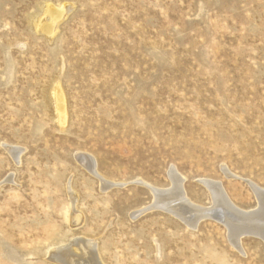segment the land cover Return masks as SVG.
Here are the masks:
<instances>
[{"label": "rangeland", "instance_id": "374dc122", "mask_svg": "<svg viewBox=\"0 0 264 264\" xmlns=\"http://www.w3.org/2000/svg\"><path fill=\"white\" fill-rule=\"evenodd\" d=\"M208 183L261 207L264 0H0V264H264Z\"/></svg>", "mask_w": 264, "mask_h": 264}, {"label": "bare ground", "instance_id": "6f19581e", "mask_svg": "<svg viewBox=\"0 0 264 264\" xmlns=\"http://www.w3.org/2000/svg\"><path fill=\"white\" fill-rule=\"evenodd\" d=\"M54 9V8H53ZM57 12H60V11H57ZM51 15H52V21L54 24H56V22L58 21V19H60L61 17V12L60 14L59 13H53L51 12ZM58 24V23H57ZM53 28V26H52ZM51 29V28H50ZM48 30V29H46ZM60 96V95H59ZM59 98V97H58ZM61 106V105H60ZM62 107V106H61ZM63 109V108H61ZM63 118V117H62ZM8 150L11 152V154H13V157H15L14 159H17L18 160V157L21 155V152L22 151H17V148H13V147H8ZM88 155V154H87ZM77 158L78 160H80L84 165H86V167L91 170L90 173L92 172L93 174H97V172L95 171V166H93L90 158L88 156H86L85 154H82V153H79L77 154ZM83 165V166H84ZM173 174V173H172ZM176 174V173H175ZM98 175V174H97ZM100 177V176H99ZM177 178V177H176ZM100 182L102 181L104 184L107 185L108 181H106L104 178L100 177ZM179 179V178H178ZM176 180V186L179 187V200L182 202V203H186V204H189L186 197H185V194L181 191L182 188H181V181L179 180ZM204 182V181H203ZM202 182V183H203ZM215 183V182H214ZM206 184V183H205ZM208 185V188H210L211 190V196L214 197V201H216V205L218 208H214V210L212 209H205V210H202V212H205L206 215H212L214 216V218L216 219H222V220H225L224 222H227V227L230 228V230L232 231L231 234L235 237V239L242 235L244 232H250V231H254L253 233L255 234H258L260 236H262V238L264 239V190L262 189H259L258 187L255 186V189H256V193L258 195V197L260 198V202H261V207L258 208L256 211L254 212H251V213H247V212H244L242 210H240L239 208H237L225 195V193L221 190V188L217 185V184H207ZM104 186V185H103ZM109 186V185H108ZM151 190L154 192V196L155 195H159L160 193H165L164 191L162 190H159V189H155V188H151ZM175 191V189H174ZM177 191V189H176ZM209 191V190H208ZM160 192V193H158ZM185 192V191H184ZM210 192V191H209ZM165 195V194H164ZM171 195V194H170ZM159 197V196H158ZM163 199V198H162ZM167 202V201H166ZM164 202V204L162 206H165L166 208H170L169 205ZM160 205V207H162ZM173 207V206H172ZM195 207V206H194ZM177 209V208H176ZM145 210V209H144ZM170 210L172 212H176L174 209L170 208ZM201 211V210H199ZM187 212V211H186ZM226 213V212H230L231 214V217H224L222 214L223 213ZM177 213V212H176ZM178 215H181L180 213H177ZM227 214V213H226ZM229 214V215H230ZM193 215V214H192ZM228 215V214H227ZM186 216H190V215H186ZM223 216V217H222ZM187 220V217H185ZM244 219V220H249V219H252L253 223H256L257 227L255 229H248L247 230V227L246 225H243L239 222V220H237L236 222V219ZM241 220V219H240ZM251 221V220H250ZM250 228V227H249ZM260 232V233H259ZM242 237V236H241ZM83 242H77V243H74V246L76 248L75 251L71 250V248H67V249H64L63 252L60 254V259L62 258L66 264H99V262L97 263L96 262V254H95V251H93V249L89 246V248L87 247H84V245H82ZM73 245V244H72ZM64 248V247H63ZM69 249V250H68ZM80 252V255H76L77 252ZM79 254V253H78ZM98 254V253H97ZM58 257V256H57ZM56 257V258H57ZM99 257V256H98ZM99 259V258H98ZM62 261V260H61ZM63 264V263H62Z\"/></svg>", "mask_w": 264, "mask_h": 264}]
</instances>
